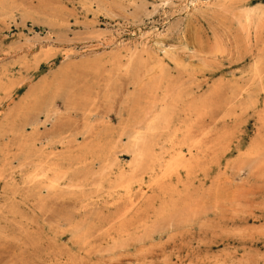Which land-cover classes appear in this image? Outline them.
<instances>
[{
    "label": "rangeland",
    "instance_id": "rangeland-1",
    "mask_svg": "<svg viewBox=\"0 0 264 264\" xmlns=\"http://www.w3.org/2000/svg\"><path fill=\"white\" fill-rule=\"evenodd\" d=\"M0 264H264V0H0Z\"/></svg>",
    "mask_w": 264,
    "mask_h": 264
},
{
    "label": "bare ground",
    "instance_id": "bare-ground-1",
    "mask_svg": "<svg viewBox=\"0 0 264 264\" xmlns=\"http://www.w3.org/2000/svg\"><path fill=\"white\" fill-rule=\"evenodd\" d=\"M180 156H181V155H180ZM177 159H178V157H177ZM174 160H176V159H174ZM174 160H173V161H174ZM179 160H180V159H179ZM181 160H183V159L181 158ZM183 161H184V160H183ZM175 162H176V161H175ZM177 162H178V161H177ZM173 163H174V162H173ZM180 163H182V162H180ZM176 164H177V163H176Z\"/></svg>",
    "mask_w": 264,
    "mask_h": 264
}]
</instances>
